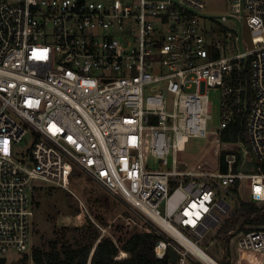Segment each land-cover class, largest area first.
Returning <instances> with one entry per match:
<instances>
[{
	"label": "built area",
	"instance_id": "obj_1",
	"mask_svg": "<svg viewBox=\"0 0 264 264\" xmlns=\"http://www.w3.org/2000/svg\"><path fill=\"white\" fill-rule=\"evenodd\" d=\"M226 1L218 15L204 0H0V258L29 248L34 181L68 191L72 171L158 234L154 255L170 264H206L193 249L219 236L241 187L264 206V0ZM231 123L246 142L221 141ZM209 137L211 170L178 160ZM237 246L264 264V227Z\"/></svg>",
	"mask_w": 264,
	"mask_h": 264
},
{
	"label": "rangeland",
	"instance_id": "obj_2",
	"mask_svg": "<svg viewBox=\"0 0 264 264\" xmlns=\"http://www.w3.org/2000/svg\"><path fill=\"white\" fill-rule=\"evenodd\" d=\"M204 2L206 9L215 14L224 15L228 12L229 3L226 0H204ZM241 38L247 40V33ZM160 91L167 96L163 88ZM157 92L153 87H147L145 95H152ZM208 97L211 112L209 130H213L217 128L220 119L219 90L217 88L209 89ZM211 140V137L191 139L187 143L185 151L178 154V160L186 164L188 168H193L200 162H206L208 166L210 165L209 169L211 170L218 157L215 154V145ZM27 142L30 141L27 140ZM170 159L171 156L168 157L169 162ZM147 163L151 169H171L170 163L163 166L151 156L148 157ZM34 183L35 189L32 194L34 216L29 248L23 253L14 250L7 251L3 254V258H5L3 264H22V258L25 254H30L33 249H49L55 240L59 243L73 244L72 235L66 233L64 227L73 228L91 221L102 234L112 233L119 225L123 226V235L138 229L126 224L129 217L136 218L131 216L130 211L122 202L113 198L102 187L80 172L79 175L69 177L68 191L41 181H34ZM247 193L248 187L246 185L234 195L235 199H238L242 204L246 203ZM226 200L231 207L230 212H232L236 203L232 198L227 197ZM219 216L225 220L222 214ZM244 232L246 231L233 230L227 242L219 235L202 248L219 264H260L259 254L238 248L237 241ZM27 263L31 264L30 261Z\"/></svg>",
	"mask_w": 264,
	"mask_h": 264
},
{
	"label": "trees",
	"instance_id": "obj_3",
	"mask_svg": "<svg viewBox=\"0 0 264 264\" xmlns=\"http://www.w3.org/2000/svg\"><path fill=\"white\" fill-rule=\"evenodd\" d=\"M246 142V131L238 123H231L221 135L222 142ZM225 152L221 151L222 162ZM79 175L72 171V175ZM264 227V206L258 208L250 203H243L233 213L219 231V235L227 242L233 230L248 231ZM138 229L123 235V226H116L110 234H102L91 221L73 228L64 227L65 232L72 235L73 244L53 241L49 249H33L25 254L22 264H170L167 257L157 259L154 246L160 236L154 231ZM112 230V229H111ZM120 251L127 257L117 260ZM228 264V263H227Z\"/></svg>",
	"mask_w": 264,
	"mask_h": 264
},
{
	"label": "bare ground",
	"instance_id": "obj_4",
	"mask_svg": "<svg viewBox=\"0 0 264 264\" xmlns=\"http://www.w3.org/2000/svg\"><path fill=\"white\" fill-rule=\"evenodd\" d=\"M189 248H191L188 245ZM198 248V247H197ZM194 253H196V255H198V257H200L206 264H219L217 263L214 259H212L208 254H206L204 251H202L200 248L197 249H193ZM127 255V253L125 251H120V255L118 258H123ZM118 260V259H117ZM122 260V259H121Z\"/></svg>",
	"mask_w": 264,
	"mask_h": 264
},
{
	"label": "water",
	"instance_id": "obj_5",
	"mask_svg": "<svg viewBox=\"0 0 264 264\" xmlns=\"http://www.w3.org/2000/svg\"><path fill=\"white\" fill-rule=\"evenodd\" d=\"M169 260L170 262H173L176 258V253L173 250H169ZM5 262V258H0V264H3Z\"/></svg>",
	"mask_w": 264,
	"mask_h": 264
}]
</instances>
